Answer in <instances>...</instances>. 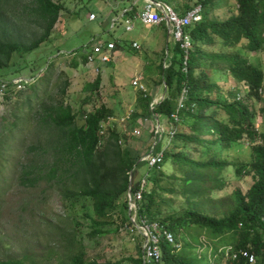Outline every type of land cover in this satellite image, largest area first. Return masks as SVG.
Wrapping results in <instances>:
<instances>
[{
  "label": "trees",
  "instance_id": "trees-1",
  "mask_svg": "<svg viewBox=\"0 0 264 264\" xmlns=\"http://www.w3.org/2000/svg\"><path fill=\"white\" fill-rule=\"evenodd\" d=\"M8 1L0 0V22ZM32 2L43 32L28 44L0 38V70L9 66L14 54H29L46 42L63 9L62 4L55 0ZM233 2L231 8L224 4L230 8V14L219 20L211 18L209 14L220 6L221 0H201V21L185 28L190 42L186 70L183 65L185 53L179 44L173 45L169 67L163 69L162 63L159 66L166 94L153 113L167 118L177 113V132L165 150L163 163L149 169L151 173L157 171L152 178V187L145 191L142 187V182L147 181L151 173L137 184L132 183V190L142 192L139 215L166 224L182 243L177 252L171 245L161 243L159 264H213L207 253L198 256L186 241L184 236L193 231L207 234L213 244L211 249L214 247L217 253L220 248L218 244L221 247L231 246L237 253L242 251L255 255L256 264L258 261L264 264V131H256L255 111L240 102L241 99L237 100L236 94L229 104H221L212 97L218 91L210 73L212 71L227 72L232 79L246 85L247 95L252 99L258 100L263 88L264 73L249 62L247 55L264 52V0ZM72 53L76 55V52ZM79 55L80 63L77 59L70 61L73 68L87 62V55ZM100 82V77H97L86 85V89L95 92ZM9 83V87H12ZM22 85L26 87L24 82ZM64 85L61 94L67 86L66 81ZM184 90L187 96L179 105L177 97ZM32 93L18 110L25 114L15 116L0 134V161L11 146L13 153H23V157L27 158L31 155L32 160L22 165L24 170L19 175L20 182L30 187L40 181L57 183L64 197L90 199L93 212V216L89 217L93 227L91 236L102 235L103 228L117 219L120 207L127 210L130 176L133 177L135 168L144 164L140 158L150 151L152 143L143 153L129 146L130 141L122 145L121 133L109 121L114 113L103 104L92 111H82L83 123L78 125L76 113L63 99H55L45 92L40 97L37 90ZM138 94L143 113L148 116L153 97L147 95L144 98L142 93ZM32 98L34 103L31 102ZM220 110L226 113L227 121L218 118ZM19 122L28 125L20 126V136L14 133ZM246 137L259 140L258 144L252 146L254 158L249 164L234 163V172L241 174L242 170L248 169L253 175V183L244 194L238 189L233 191L228 204L224 206L225 201L212 197L214 191L223 189L225 183L220 175L231 166L221 158V152ZM29 138H34L35 142L28 144ZM8 139L10 145L5 147ZM187 146L198 151L203 158L196 160L187 155ZM39 156L43 158L44 170L42 165L35 163V157ZM165 160L176 172H180L179 176L177 173L167 175L160 171ZM162 193L183 200L186 210L162 215L156 209ZM208 205L217 210L225 209L216 212L207 210L206 213L204 209ZM216 213L217 216H214ZM135 239L139 240L141 247V238L136 236ZM69 245L66 264H142L141 248L136 255L114 262H99L86 260L81 243L70 242ZM218 254L212 259L214 264H249L240 253L238 259L227 261L223 260L222 254ZM0 264L25 263L22 259H7L0 261Z\"/></svg>",
  "mask_w": 264,
  "mask_h": 264
},
{
  "label": "rangeland",
  "instance_id": "rangeland-1",
  "mask_svg": "<svg viewBox=\"0 0 264 264\" xmlns=\"http://www.w3.org/2000/svg\"><path fill=\"white\" fill-rule=\"evenodd\" d=\"M55 1L62 4L63 9L49 39L29 54H14L9 66L0 70V79L7 83L28 80L26 87L20 90L10 87L6 96L8 99L6 98L3 105H0V134L4 126L8 122L11 123L15 116L25 114L18 110L23 106L25 99L37 90L40 97L47 93L55 99H63L76 113L78 125L83 123L80 115L82 111L89 112L102 104L105 105L114 113L109 121L121 133L122 145L130 141L127 142L129 146L143 153L152 143L153 122L149 120L144 123L146 117L138 101L139 94L132 88L131 81L134 75H141L147 95L159 96L164 90L159 66L165 58L167 45L169 54H172V43L166 44L164 37L158 38L160 36L157 28L143 26L138 19H133L134 29L131 32L125 31L123 19L117 21L114 28H111L112 20L130 8L133 1L135 12L140 13L143 0ZM157 1L183 14L193 6L199 5L201 0ZM224 4L230 5L231 8L234 2L221 0L220 6L209 16L219 20L228 17L230 8ZM4 8L0 22V38L28 44L42 34L43 26L32 0H9ZM160 30L164 31L163 28ZM116 40L119 44H116L117 48L115 47L111 61L107 65H102L99 74L96 73L94 65L80 64L77 68L71 66L70 61L73 59L80 63L79 54H89L93 42L111 44L116 43ZM133 41H137L140 49L132 47ZM148 41L155 44L152 46ZM72 52H76V55ZM247 58L264 73V52L249 54ZM210 73L218 89L212 97L221 104H229L233 101V95H239L240 102H244L255 111L256 131L263 132L264 83L257 100L247 95L246 85L232 79L227 72ZM97 77L101 79L98 90L88 91L86 85L91 84ZM65 81L67 86L61 94ZM180 97H177L178 101ZM31 102H35L33 98ZM218 118L223 122L227 121L223 110L218 112ZM20 126L28 125L18 123L14 133L19 136ZM9 140L5 147L10 145ZM34 142V138L28 139V144ZM258 143V138L249 140L246 137L221 152V158L228 161L231 166L220 175V179L225 183L223 189L214 191L212 197L225 201L224 206L228 204L233 191L238 189L244 194L252 185V173L246 169L242 170L241 174H235L233 164H249L254 158L252 146ZM185 149L186 154L194 159L203 158L202 154L194 151L192 147L187 146ZM12 151L13 146L0 161V261L22 259L25 264H66L72 245H69L70 242H79L84 246L87 261L114 262L129 255H136L141 248L139 240L132 239L122 231L127 218L126 208L121 206L117 219L103 228L102 235L93 237L91 236L93 227L89 218L93 216L91 200L80 196L64 197L57 183L40 181L33 187L22 184L19 180V175L21 176L24 170L22 165L28 164L32 156L29 155L27 158L23 157V153ZM35 159V163L42 165L44 170L43 158L39 156ZM160 171L167 175L175 173L180 175L168 160H165ZM149 173L151 172L145 164L139 165L135 168L132 183L137 184ZM156 175L157 171H152L150 178L142 182L144 191L152 187V178ZM66 185L69 187L67 183ZM157 204L156 209L162 215L186 210L183 200L166 193H162V198ZM220 209L208 205L204 211L208 213L207 210L216 212ZM214 216H217V213ZM184 237L198 256L202 257L207 253L210 262L214 264L212 259L218 253L214 247L211 249L213 244L207 234L203 231H193ZM218 246L221 247V244ZM258 264L262 263L258 261Z\"/></svg>",
  "mask_w": 264,
  "mask_h": 264
},
{
  "label": "built area",
  "instance_id": "built-area-1",
  "mask_svg": "<svg viewBox=\"0 0 264 264\" xmlns=\"http://www.w3.org/2000/svg\"><path fill=\"white\" fill-rule=\"evenodd\" d=\"M126 11H123L120 17H115L112 20L111 28H114L115 23L120 19L124 20L125 31L131 32L134 29L133 19H138L143 26L161 27L163 26L167 33V42L172 44H179L184 51V71L186 70L187 50L190 46L189 38L185 35V28L194 25L202 19V7L195 5L186 11L184 14L176 12L172 7L157 0H144L142 11L134 17L124 18ZM116 44L101 42H93L89 54H87V65H94L97 74L100 72L102 65L110 63L112 54L115 51ZM132 47L136 50L140 49L137 42L132 43ZM167 54V52H166ZM167 57V55H166ZM163 69H167L170 62L164 60ZM23 82L27 84L28 80L12 81V87L17 89L23 88ZM10 83L0 79V105L5 102V97L8 95ZM131 86L137 92L143 94L144 98L147 96V89L142 83L141 75H134ZM187 96L184 90L178 101L180 105ZM237 100L240 96L237 95ZM164 100V97L153 99L149 104L150 114L143 120L144 123L153 122L152 134L153 141L150 151L140 158V162L144 163L148 169H153L161 165L164 161L165 150L170 143L175 139L177 132V123L179 117L177 113H173L168 118L169 126L164 129L158 120V116L153 113L155 106ZM155 119V122H154ZM166 137V138H164ZM163 142V144H161ZM161 146V148H159ZM158 148L159 150H155ZM132 175V173H131ZM147 177V175H146ZM130 187L127 193V218L123 223L122 231L128 234L132 239L135 237L141 238V258L142 264H159L161 260V243H167L173 247L175 252L181 249V241L172 233L166 224L158 220H149L146 217L139 215V203L142 199V192L140 190H132V177L130 176ZM218 253L222 254L223 260H236L239 253L247 259L249 264H256L255 255L247 252H235L231 246H224L218 249Z\"/></svg>",
  "mask_w": 264,
  "mask_h": 264
},
{
  "label": "crops",
  "instance_id": "crops-1",
  "mask_svg": "<svg viewBox=\"0 0 264 264\" xmlns=\"http://www.w3.org/2000/svg\"><path fill=\"white\" fill-rule=\"evenodd\" d=\"M122 3V2H121ZM143 4H144V0H143ZM135 3H134V1L132 2V6L130 7V8H127V9H125L124 11H126L125 12V14H124V18H127V17H134V16H136L137 14H139V12H135ZM132 8H134V10H133V12L131 11L132 10ZM143 8V7H142ZM141 11H142V9H141ZM122 14V13H121ZM121 14H119V15H117L116 17H120V15ZM184 14V13H183ZM147 27H153V26H147ZM155 28H157V30L159 31L158 33H159V36L160 37H158V38H163L164 37V39L166 40V44H167V33H166V30H165V28L163 27V26H161V27H155ZM160 28H163L164 29V31H161L160 30ZM157 38V39H158ZM157 39H155L156 41H155V43H157L158 41H157ZM116 43L115 44H119V42L116 40L115 41ZM133 42H137V41H133ZM148 43H150V44H152L151 43V41H148ZM155 43H153L152 44V46L155 44ZM172 45H174V44H172ZM168 47H169V45H167L166 46V48H165V58H164V60H167L168 59V61L170 62V60L172 59V54L170 55L169 54V49H168ZM117 48V47H116ZM119 50V52L121 51L120 49H118ZM166 52H167V54H166ZM121 54V53H120ZM166 55H167V57H166ZM163 60V61H164ZM163 61H162V63H163ZM163 65V64H162ZM162 68H163V66H162ZM163 89L164 90H162V92L160 93V95L158 96V95H155L154 97H153V99H157V98H159V97H165V94H166V90H165V85H164V83H163ZM152 99V100H153ZM146 117V116H145ZM169 118V117H168ZM168 118L166 117V116H161V117H159L158 116V120H159V122H160V124L162 125V127L164 128V129H167L168 128V126H169V122H168ZM154 122H155V119H154ZM164 138H166V137H164ZM152 141H153V139H152ZM162 144H163V142H162ZM152 145V144H151ZM159 148H161V146L159 147ZM150 149H151V147H150Z\"/></svg>",
  "mask_w": 264,
  "mask_h": 264
},
{
  "label": "water",
  "instance_id": "water-1",
  "mask_svg": "<svg viewBox=\"0 0 264 264\" xmlns=\"http://www.w3.org/2000/svg\"><path fill=\"white\" fill-rule=\"evenodd\" d=\"M119 1H124V0H119Z\"/></svg>",
  "mask_w": 264,
  "mask_h": 264
}]
</instances>
